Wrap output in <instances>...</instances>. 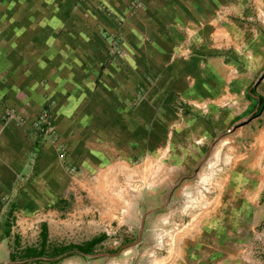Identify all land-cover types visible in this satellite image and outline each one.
<instances>
[{
	"label": "crops",
	"instance_id": "crops-1",
	"mask_svg": "<svg viewBox=\"0 0 264 264\" xmlns=\"http://www.w3.org/2000/svg\"><path fill=\"white\" fill-rule=\"evenodd\" d=\"M253 3L250 14L246 0H0V115L48 123L52 111L57 135L0 121V233L11 206L28 216L64 200L57 145L79 175L140 151L189 163L223 132L253 130L243 142L262 147L264 0Z\"/></svg>",
	"mask_w": 264,
	"mask_h": 264
},
{
	"label": "rangeland",
	"instance_id": "rangeland-1",
	"mask_svg": "<svg viewBox=\"0 0 264 264\" xmlns=\"http://www.w3.org/2000/svg\"><path fill=\"white\" fill-rule=\"evenodd\" d=\"M245 8L257 11L253 0H246ZM142 91L128 101L130 107ZM38 117L6 109L0 121L28 128L33 138ZM48 120L46 139L54 144L52 111ZM253 134L223 132L203 155L182 165L140 151L132 163L79 175L76 165L59 160L67 173L66 166L74 167L63 204L28 216L8 214L3 221L8 236L0 233V264L36 261L20 256L24 248L38 247L41 225L47 246L79 245L105 235L91 254L55 264H264V145L249 148L242 140ZM13 184L16 190L19 181Z\"/></svg>",
	"mask_w": 264,
	"mask_h": 264
},
{
	"label": "trees",
	"instance_id": "trees-1",
	"mask_svg": "<svg viewBox=\"0 0 264 264\" xmlns=\"http://www.w3.org/2000/svg\"><path fill=\"white\" fill-rule=\"evenodd\" d=\"M44 125L41 127V130H44ZM64 200L57 201L56 205L53 207H56L59 204H63ZM13 206L10 207V210L8 211L7 215L10 214L12 211ZM40 242L38 247H28L24 248L22 251V255L20 256V259H29L34 258L36 261H33L34 264L41 263L40 259L42 256L46 255V259L43 260L42 263L47 264H55L59 260L68 258L73 255H81L85 256L88 254H91L94 250V247L99 245L102 240L105 238V235H100L94 238H91L90 240L79 244V245H73V244H67V245H61V246H47L46 245V229L45 225L40 226ZM3 235L8 236L9 232V225L8 223L3 224ZM9 260L12 262L15 259L12 256H9Z\"/></svg>",
	"mask_w": 264,
	"mask_h": 264
},
{
	"label": "built area",
	"instance_id": "built-area-1",
	"mask_svg": "<svg viewBox=\"0 0 264 264\" xmlns=\"http://www.w3.org/2000/svg\"><path fill=\"white\" fill-rule=\"evenodd\" d=\"M35 123H34V126L36 128V131H41V127L44 125L45 129L43 131H45L46 133L48 132V123L46 121V118L45 116H39L37 119H35ZM42 131V132H43ZM45 134V133H43ZM57 151H58V156H59V160L61 162H63L65 164V159H66V156L64 154V148L61 146V145H57ZM66 166V165H65ZM67 170L69 173H74V167H69V166H66Z\"/></svg>",
	"mask_w": 264,
	"mask_h": 264
}]
</instances>
